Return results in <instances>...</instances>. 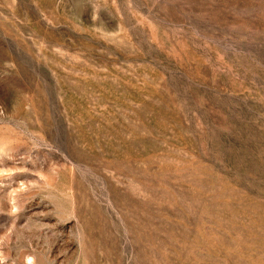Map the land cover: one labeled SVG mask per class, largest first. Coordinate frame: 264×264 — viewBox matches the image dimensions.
I'll list each match as a JSON object with an SVG mask.
<instances>
[{
    "label": "rangeland",
    "instance_id": "rangeland-1",
    "mask_svg": "<svg viewBox=\"0 0 264 264\" xmlns=\"http://www.w3.org/2000/svg\"><path fill=\"white\" fill-rule=\"evenodd\" d=\"M0 264H264V0H0Z\"/></svg>",
    "mask_w": 264,
    "mask_h": 264
}]
</instances>
